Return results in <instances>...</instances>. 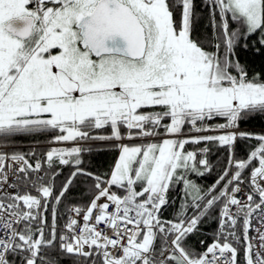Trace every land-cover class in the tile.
<instances>
[{
  "label": "snow or ice",
  "instance_id": "obj_1",
  "mask_svg": "<svg viewBox=\"0 0 264 264\" xmlns=\"http://www.w3.org/2000/svg\"><path fill=\"white\" fill-rule=\"evenodd\" d=\"M202 6L210 39L193 38L194 0H0V147L38 135L73 145L50 147L34 164V150L0 151V264H14L9 256L19 264L67 257L76 264H238L241 249L244 264H264V134L239 130L241 120L264 114V76L249 77L234 58L241 38L259 32L264 46V0ZM229 21L239 27L231 30ZM217 119L224 122L211 123ZM238 139L258 141L247 159H235ZM92 141L116 142L110 174L84 167L81 155ZM202 143L229 149L228 165L207 189L189 174L211 170L209 148L185 147ZM61 166L74 170L57 194ZM79 176L93 180L92 198L66 205L60 227L58 205ZM179 183L181 209L164 219L168 192ZM218 205L216 238L197 252L186 238Z\"/></svg>",
  "mask_w": 264,
  "mask_h": 264
},
{
  "label": "trees",
  "instance_id": "obj_2",
  "mask_svg": "<svg viewBox=\"0 0 264 264\" xmlns=\"http://www.w3.org/2000/svg\"><path fill=\"white\" fill-rule=\"evenodd\" d=\"M195 8H194V31L192 33L193 38L204 39L212 37V27L209 24V9L202 6V0H194ZM179 8L175 11V16L177 21L180 19ZM219 19V17H217ZM230 29L235 30L239 27L238 24L229 21ZM260 33L249 35L247 39L241 38L237 46L235 47V59H238L239 63L243 65L249 77L253 75L260 74L264 76V46L259 43ZM215 43V41H213ZM245 43L247 47H245ZM208 50L212 51L214 49L209 48ZM221 52H223V45H221ZM222 119H217L211 121V123H223ZM239 127L242 128L241 131H246L254 134H264V114L254 115L251 118H246L241 120L239 123ZM107 129L101 130V134H106ZM187 131V129H185ZM50 136L47 135H38V136H20L17 137L14 142H11L12 145H16L14 151L29 153L31 151L36 152V156L30 158L31 163H35L36 159H39L43 156L44 153L50 147H71V145L64 144H49L48 140ZM137 142L139 140L128 141V143ZM39 142V143H37ZM140 142V141H139ZM127 143V144H128ZM35 145V146H34ZM115 141H92L88 143V147H90V151L84 152L81 155V159L83 160L84 167L87 171H90L96 175L110 174L111 169L114 166L116 158L119 153V149L115 147ZM258 145V141L255 139H238L234 146L235 159H247L250 151L254 149ZM188 151H196L198 149L208 147L209 153L207 154V158L209 159L212 168L210 171L204 172V174L196 175L194 173L189 174V179L193 180L197 185H199L203 189L209 188L211 185L215 183V181L222 174L224 168L228 165V157H229V149L227 147H221L214 144H199L193 145L188 144L185 146ZM200 157H197L199 159ZM254 163L252 167H255ZM45 170H47V166L44 165ZM60 174L55 176V186L58 190L62 184V182L70 175L71 171L74 170L73 166H61L55 169ZM252 168L249 167L243 172V177L248 178ZM235 171V170H234ZM233 171V172H234ZM107 178V177H105ZM223 183L218 186L217 191L223 187ZM93 184V180L89 177L79 176L76 178L73 186L70 191L67 193L66 197L62 204L58 205L59 211L61 212L60 217H58V225L62 227L67 219V214L65 213V206L68 205H77V206H85L89 203L92 197L91 186ZM245 186L250 191L249 183L245 182ZM115 191L117 188L113 186ZM22 189V193H23ZM35 192L34 190L31 192ZM120 194H123L121 192ZM169 204L163 209L162 218L164 219H174L177 212L181 209V204L184 200V186L182 183L175 184L168 192ZM219 207L209 211V214L203 217L197 227V230L194 231L186 238V244L191 246L197 252H203L207 246L213 243L216 238V234L219 230ZM193 214V210L191 208L188 209L187 215L191 216ZM51 211L49 209L47 213V222L51 224ZM242 223V222H241ZM22 227V225H21ZM241 229V225H237V233L239 234ZM203 241V244L201 243ZM235 246V245H234ZM47 255H60L58 252H54L52 250H45ZM11 261H14V264H19V258L9 256ZM59 264H76V257H67L61 259ZM238 264H244V252L241 249L238 255Z\"/></svg>",
  "mask_w": 264,
  "mask_h": 264
},
{
  "label": "built area",
  "instance_id": "obj_3",
  "mask_svg": "<svg viewBox=\"0 0 264 264\" xmlns=\"http://www.w3.org/2000/svg\"><path fill=\"white\" fill-rule=\"evenodd\" d=\"M12 147L13 146H11V145H6V146H3V147H0V151H3V152H6V153L10 154V150H11ZM39 174L43 175V171L41 173H39ZM11 179H12V174L10 172V180ZM241 187L244 189V191L238 193V196H239V198L246 199L245 193H247L248 190L243 185H241ZM9 191L10 192H16L17 189L16 188H12V189H9ZM20 191L22 192V189H20ZM103 202H104L103 200L100 201V203H103ZM109 211H112V208H109ZM233 211H235V206H233ZM79 222L82 225V223H83L82 215H81V217H79ZM253 225H254V227H259V225L256 224L255 221H253ZM14 227H17L19 229L20 225H14ZM98 227L100 229H105V225L103 223H101ZM0 234H6V233H3L2 231H0ZM255 235H256V233L254 231L251 232V236H255ZM252 243L254 245H257L259 243V241L254 239V240H252ZM261 255H264V251L261 252ZM217 256H219V253H217Z\"/></svg>",
  "mask_w": 264,
  "mask_h": 264
},
{
  "label": "rangeland",
  "instance_id": "obj_4",
  "mask_svg": "<svg viewBox=\"0 0 264 264\" xmlns=\"http://www.w3.org/2000/svg\"><path fill=\"white\" fill-rule=\"evenodd\" d=\"M120 143H123V141H121ZM138 143H140L139 141H137V142H132V143H128V144H138ZM123 144H127V142H125V143H123ZM7 145H12V143H8ZM71 146H73V145H71ZM15 149L13 148V149H11V151H10V153L11 152H13ZM137 190L139 191L140 189H139V187H137Z\"/></svg>",
  "mask_w": 264,
  "mask_h": 264
},
{
  "label": "bare ground",
  "instance_id": "obj_5",
  "mask_svg": "<svg viewBox=\"0 0 264 264\" xmlns=\"http://www.w3.org/2000/svg\"><path fill=\"white\" fill-rule=\"evenodd\" d=\"M239 130L241 131V130H242V128H240ZM242 185H244V186H245V183H243ZM248 192H249V191H248Z\"/></svg>",
  "mask_w": 264,
  "mask_h": 264
},
{
  "label": "water",
  "instance_id": "obj_6",
  "mask_svg": "<svg viewBox=\"0 0 264 264\" xmlns=\"http://www.w3.org/2000/svg\"><path fill=\"white\" fill-rule=\"evenodd\" d=\"M118 156H119V153H118ZM118 156H117V158H118ZM117 158H116V160H117ZM116 162V161H115ZM115 164V163H114Z\"/></svg>",
  "mask_w": 264,
  "mask_h": 264
}]
</instances>
